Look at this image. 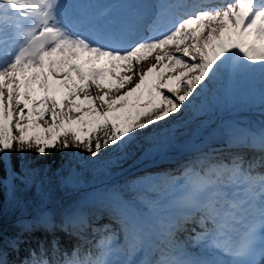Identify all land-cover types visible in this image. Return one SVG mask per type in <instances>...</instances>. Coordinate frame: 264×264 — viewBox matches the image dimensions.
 Returning a JSON list of instances; mask_svg holds the SVG:
<instances>
[{
    "label": "snow or ice",
    "instance_id": "6c2138e0",
    "mask_svg": "<svg viewBox=\"0 0 264 264\" xmlns=\"http://www.w3.org/2000/svg\"><path fill=\"white\" fill-rule=\"evenodd\" d=\"M257 80L264 89V0L213 7L185 0H0V193L20 205L18 193L50 171L29 152L83 150L81 171L66 181L76 187L84 171L110 175L130 160L169 161L183 145L180 175L163 178L181 194L156 205L165 213L160 234L171 237L195 220L201 230L192 239L202 249L191 259L172 250L154 262L135 261L143 233L123 204L114 214L131 237L126 248L109 225L92 228L100 235L86 252L79 244L62 248L58 232L78 236L89 226L90 210L74 202L58 218L42 210L18 219L14 235L0 230V264H121L113 259L120 252L127 255L123 264H264V124L229 139L259 155L223 158L214 155L201 119L224 94L218 86L230 94L232 86ZM229 189L248 195L239 199ZM41 230L43 239L34 236Z\"/></svg>",
    "mask_w": 264,
    "mask_h": 264
},
{
    "label": "trees",
    "instance_id": "16d2710c",
    "mask_svg": "<svg viewBox=\"0 0 264 264\" xmlns=\"http://www.w3.org/2000/svg\"><path fill=\"white\" fill-rule=\"evenodd\" d=\"M25 155L35 160L38 165L44 166L46 169L50 168V171L47 172L46 176L40 178L37 187H33L26 192L22 191L18 193L22 201L20 205L10 204L3 193H0V230L3 231L5 236L14 235L15 232L18 231L15 227L18 219H31L39 214L40 209H48L58 218L59 214L74 202H79L82 206L90 210L88 212L89 222L96 221L97 217H105V219L109 221V225L116 224L118 228H120L122 221L119 219V213L114 214V209L116 208L103 205L100 202L90 199L86 191H77L78 188L85 186L90 181L91 172L84 171L82 173V182L76 187L66 183L67 179L65 172L72 164H75L77 160H86L88 158L87 153L83 150L73 148L64 151L53 150L50 155L43 157L37 156L31 152ZM15 163L16 155L13 154V165H15ZM0 176H3L2 169H0ZM164 177L165 174L160 172L144 180L140 186L134 188L129 187L123 180H118L111 194L114 197L121 198L123 201L132 204L133 207L141 213L149 206L147 203L149 198H158L163 195ZM113 225H110L111 230H113ZM77 230L80 231L79 228ZM45 235L46 233L42 230L34 233V236L40 239H43ZM57 235L60 237L62 248L67 249H71L73 245L85 243V240L88 239L86 228H84L81 235L78 236L70 237L62 232H58ZM174 237L177 240H182L181 237L185 239L187 237L186 231L178 230L177 233L174 234ZM32 246L35 247V240L32 241ZM20 255H25L23 247Z\"/></svg>",
    "mask_w": 264,
    "mask_h": 264
},
{
    "label": "rangeland",
    "instance_id": "374dc122",
    "mask_svg": "<svg viewBox=\"0 0 264 264\" xmlns=\"http://www.w3.org/2000/svg\"><path fill=\"white\" fill-rule=\"evenodd\" d=\"M225 0H221L220 2H216L218 4H222L224 3ZM215 6V5H214ZM208 7H213V6H208ZM154 62V61H152ZM143 67L144 68H147L148 67V64L147 63H144L143 61L141 62ZM257 83L259 82L258 80L256 81ZM254 82V83H256ZM254 83H240V84H237V85H234L232 86V91H231V94L232 95H235L236 96H239L241 94L242 91H244L246 88H248L250 85L254 84ZM260 83V82H259ZM220 88V91L223 93L224 92V85H220L218 86ZM227 91V90H226ZM214 107H212L211 111L208 112V113H205L203 116H201V119L202 120H205L204 117L209 115L213 109L216 110L217 108L220 107V103H221V96L216 100L214 98ZM203 114V113H201ZM221 143V142H220ZM237 148H243L244 152L247 154V148L246 147H237ZM224 151L220 153V155H222L223 158H225V156H223L226 152H233L234 150H230V149H223ZM250 156H253V155H259L258 153H252V152H248ZM218 155V154H217ZM218 155V156H220ZM181 157V158H184V156H179L177 153L176 154H173L170 158L169 161H157V164L158 165H162V166H154V165H149V166H146V167H142V166H145V165H142L143 163L139 162L138 160L137 161H128L126 162L123 167H117V168H114L112 170V173L110 175H100V174H95V173H91V176L93 178V181L94 183L91 182L90 184V191H91V194L94 195V196H99V194L101 195L102 194V197L104 195H106V193H110L111 191V188H114V186L117 184L118 180H123L129 187L131 188H134V187H138L140 186L139 184H141L144 179L143 178H149L151 176H154L155 174H157V172L160 170V169H163V170H166L167 168H172V169H176L177 166L179 167V164L177 163L178 162V158ZM183 159V160H184ZM78 161V160H77ZM76 161V162H77ZM129 163H135V166L132 167V168H128V164ZM145 163H148V162H145ZM75 170V171H78V170H81L80 169V166L78 163H75V164H72L71 167H69V169L65 172L68 174V176L71 175L72 171ZM181 172H176L175 175L173 176H179ZM63 180V179H62ZM94 184H98V186H94ZM100 184V186H99ZM165 192H166V196L164 198H151L150 199V204H151V209H148V210H151V215L150 213L148 212V210H146L142 215H141V218L147 222V224L149 225V227L151 228H154V229H157V230H160L159 228V224H160V221L157 220L156 217H153L151 219H148L150 218L152 215H154V210L156 209V205L157 204H160V205H163V203L165 201H167L168 199L172 198V197H177L179 196L181 193L179 191V189H172V188H169L168 186L164 189ZM229 192L231 191V189L228 190ZM92 198H95L94 196H92ZM112 203V202H111ZM128 208H133L132 205H128ZM165 214V213H164ZM162 218V216H160ZM99 225H101L102 223L104 224V220H100L98 221ZM94 228V227H93ZM161 231V230H160ZM92 232V229H89V232L88 234ZM122 234L123 235H120V232H117V235L121 236L122 238H124L122 241H120L118 244L119 245H122L124 246L125 248L127 247V243L131 240V237L127 236L124 234V232L122 231ZM100 235V234H99ZM99 235H97L98 237H94V240L95 239H98L99 238ZM94 240H91L90 242H88L87 240H85V242H88L87 244L90 245L91 243L94 242ZM170 243H175L176 245V250H179L181 251L180 254H177L175 256V253H173V255L177 258H184V259H188L189 256L191 257H196V256H199L200 254L196 253V250H199L200 252V248H199V245L192 239L191 241L193 242V247H186L185 243L183 241H176V240H173L172 238L169 239ZM161 252H165L164 250H160V253ZM187 254V255H183V254ZM125 256H126V253L125 252H120V253H117L113 259L114 260H118L120 261L121 263L125 260Z\"/></svg>",
    "mask_w": 264,
    "mask_h": 264
},
{
    "label": "bare ground",
    "instance_id": "6f19581e",
    "mask_svg": "<svg viewBox=\"0 0 264 264\" xmlns=\"http://www.w3.org/2000/svg\"><path fill=\"white\" fill-rule=\"evenodd\" d=\"M186 1V0H185ZM191 4L195 3V4H202L204 6H214L216 5L217 3L216 2H220L221 0H188ZM224 93L226 92L227 90V85H224ZM259 95H255L253 96L254 98H248L247 96H244V97H241V98H238L236 100H234V104H238L239 107H241V104L243 103L245 106H249V105H252L255 101H258L260 98H259ZM222 99L225 100V94H223L222 96ZM237 106V105H236ZM264 108V107H262ZM221 108H217L216 110L213 109V111L204 117L205 121L208 122V125L211 127V126H214L216 124H214V122H218L219 123V118H220V115H221ZM239 108H237L236 110H238ZM209 128V127H208ZM238 130V129H236ZM239 134V133H238ZM237 134V135H238ZM229 139H230V136L229 137H226L225 140L223 141H220V142H217V143H214V144H210L212 148L216 149L217 152L214 154V155H220L221 152H223L224 150L223 149H230V150H234L233 152H242L244 153L247 157H251L249 155L248 152H252L251 150H247V154L244 152L243 148H237V147H241L240 145H234V144H231L229 143ZM179 151L180 149H176L173 153V154H179ZM233 152H226L223 156L225 157H229L230 154H232ZM258 153V152H256ZM182 154L183 155H186V152L185 150L182 151ZM259 154V153H258ZM220 157H222V155H220ZM258 171H260V169H258ZM192 257H188V259H191Z\"/></svg>",
    "mask_w": 264,
    "mask_h": 264
},
{
    "label": "water",
    "instance_id": "95a60500",
    "mask_svg": "<svg viewBox=\"0 0 264 264\" xmlns=\"http://www.w3.org/2000/svg\"><path fill=\"white\" fill-rule=\"evenodd\" d=\"M218 132V127H212L210 130L207 131V133H210V140L214 137L213 133Z\"/></svg>",
    "mask_w": 264,
    "mask_h": 264
}]
</instances>
